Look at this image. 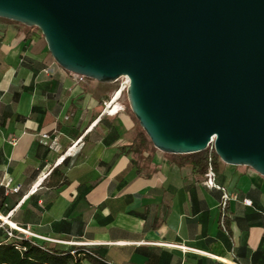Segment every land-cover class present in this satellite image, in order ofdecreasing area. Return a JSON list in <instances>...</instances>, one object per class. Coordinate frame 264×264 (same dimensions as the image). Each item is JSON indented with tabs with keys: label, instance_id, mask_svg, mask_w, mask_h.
Instances as JSON below:
<instances>
[{
	"label": "crops",
	"instance_id": "obj_1",
	"mask_svg": "<svg viewBox=\"0 0 264 264\" xmlns=\"http://www.w3.org/2000/svg\"><path fill=\"white\" fill-rule=\"evenodd\" d=\"M96 81L0 18L2 229L87 246L110 264H264V176L220 159L211 187L154 145L139 150L135 121L104 112L110 90ZM225 193L239 199L223 206Z\"/></svg>",
	"mask_w": 264,
	"mask_h": 264
},
{
	"label": "water",
	"instance_id": "obj_2",
	"mask_svg": "<svg viewBox=\"0 0 264 264\" xmlns=\"http://www.w3.org/2000/svg\"><path fill=\"white\" fill-rule=\"evenodd\" d=\"M66 71L127 80L131 111L169 154L214 146L264 176V0H0Z\"/></svg>",
	"mask_w": 264,
	"mask_h": 264
},
{
	"label": "trees",
	"instance_id": "obj_3",
	"mask_svg": "<svg viewBox=\"0 0 264 264\" xmlns=\"http://www.w3.org/2000/svg\"><path fill=\"white\" fill-rule=\"evenodd\" d=\"M110 98L109 96L108 99ZM125 112L139 124L138 119L131 111L129 103L126 104ZM134 144L141 151L147 149L149 145H153L150 137L141 126L137 129ZM171 155L178 165L182 166L189 163L196 173L205 175L210 166L213 167L216 173L220 161V157L213 145L201 152ZM53 173L60 174L61 176L57 168L53 170ZM222 217L223 222H221V226L229 231L230 228L225 219L226 214L223 213ZM9 230H12L19 238L9 237L8 231H4L0 226V264H84L86 260L91 264H110L98 257L90 247L52 245L18 233L14 229Z\"/></svg>",
	"mask_w": 264,
	"mask_h": 264
},
{
	"label": "built area",
	"instance_id": "obj_4",
	"mask_svg": "<svg viewBox=\"0 0 264 264\" xmlns=\"http://www.w3.org/2000/svg\"><path fill=\"white\" fill-rule=\"evenodd\" d=\"M76 75V74H75ZM78 78H80L81 80L86 78L84 76H81V75H76ZM123 79V83L121 85V87L115 92V94L113 95L112 99L109 101V102H106V105H105V108H104V112H108L110 114H116L118 113L119 111L123 110L124 107L123 105L120 103V98H121V95L123 93V91L126 89L127 87V80L125 77H122L120 78L119 80ZM119 94V96L116 98V96ZM112 106V107H111ZM110 108V109H109ZM116 108L115 111H113V109ZM43 138L44 139H48L49 138V135L48 133H45L43 134ZM77 144H74L73 146H71L66 153H69V154H72L74 151H75V148H76ZM61 158H64V156H62ZM206 183L211 186V187H218V188H221L217 183H216V173L213 169L212 166L209 167V170L206 174ZM234 198V199H239V195L238 194H235L233 196H230L229 194L225 193L222 197V205L225 206L227 204V202L231 199V198ZM243 202L246 204V205H251L252 204V200L250 199H244ZM8 235L9 237L11 238H19L18 235L14 234V232L12 230H8Z\"/></svg>",
	"mask_w": 264,
	"mask_h": 264
},
{
	"label": "rangeland",
	"instance_id": "obj_5",
	"mask_svg": "<svg viewBox=\"0 0 264 264\" xmlns=\"http://www.w3.org/2000/svg\"><path fill=\"white\" fill-rule=\"evenodd\" d=\"M5 20H7V19H5ZM8 21H10V22H14V21H11V20H8ZM32 32H33L38 38H43V39L45 40V38H44V36H43V34H42V31H41L39 28H37V27H32ZM96 82H97V81H96ZM122 83H123V79L118 80L117 82H113V83H105V84H104V83H99V84H103L106 88H108V89L110 90L111 98H110L107 102H109V101L112 99L113 95H114L115 92L121 87ZM120 103H121V104L123 105V107H124V109H123V112H124V111H125V108H126V104L128 103L126 89L123 91V93H122V95H121ZM134 123H135L134 127H135L136 129H138L140 125H139L138 123H136V122H134Z\"/></svg>",
	"mask_w": 264,
	"mask_h": 264
},
{
	"label": "bare ground",
	"instance_id": "obj_6",
	"mask_svg": "<svg viewBox=\"0 0 264 264\" xmlns=\"http://www.w3.org/2000/svg\"><path fill=\"white\" fill-rule=\"evenodd\" d=\"M118 96H119V94L116 96V98H115V99H117V97H118ZM111 107H112V106H111ZM109 109H110V108H109ZM115 110H116V108H114V109H113V111H115Z\"/></svg>",
	"mask_w": 264,
	"mask_h": 264
}]
</instances>
